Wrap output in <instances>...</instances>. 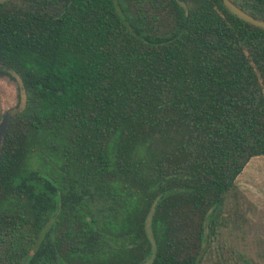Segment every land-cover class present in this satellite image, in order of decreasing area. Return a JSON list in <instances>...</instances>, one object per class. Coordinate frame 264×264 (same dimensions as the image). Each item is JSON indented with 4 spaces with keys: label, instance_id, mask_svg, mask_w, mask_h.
Segmentation results:
<instances>
[{
    "label": "trees",
    "instance_id": "16d2710c",
    "mask_svg": "<svg viewBox=\"0 0 264 264\" xmlns=\"http://www.w3.org/2000/svg\"><path fill=\"white\" fill-rule=\"evenodd\" d=\"M0 76V264H264L225 239L264 156V28L225 0L5 1Z\"/></svg>",
    "mask_w": 264,
    "mask_h": 264
},
{
    "label": "rangeland",
    "instance_id": "374dc122",
    "mask_svg": "<svg viewBox=\"0 0 264 264\" xmlns=\"http://www.w3.org/2000/svg\"><path fill=\"white\" fill-rule=\"evenodd\" d=\"M23 94L17 78L0 76V111L18 107ZM237 187L243 196L241 205L246 216L241 228H232L225 237L237 250H246L253 256L264 253V156L253 157L237 177ZM249 207V208H250Z\"/></svg>",
    "mask_w": 264,
    "mask_h": 264
},
{
    "label": "water",
    "instance_id": "95a60500",
    "mask_svg": "<svg viewBox=\"0 0 264 264\" xmlns=\"http://www.w3.org/2000/svg\"><path fill=\"white\" fill-rule=\"evenodd\" d=\"M5 1H8V0H0V3H3ZM225 4L232 12H234L243 21L249 24L255 25L257 27L264 28V18L254 17L251 14L247 13L246 11L236 7L234 4H232L231 2L227 0H225ZM17 112H18V107H13V108L6 110L2 114V117L0 119V154L2 151L3 142H4L8 124L10 120L13 118V116L17 114Z\"/></svg>",
    "mask_w": 264,
    "mask_h": 264
}]
</instances>
